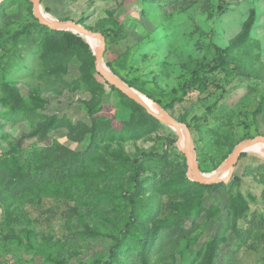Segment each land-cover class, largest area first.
I'll list each match as a JSON object with an SVG mask.
<instances>
[{"label": "rangeland", "instance_id": "obj_1", "mask_svg": "<svg viewBox=\"0 0 264 264\" xmlns=\"http://www.w3.org/2000/svg\"><path fill=\"white\" fill-rule=\"evenodd\" d=\"M40 6L42 13L51 20H74L92 27L95 32H99L97 27L105 20L116 19L122 24L126 35L113 38L105 45V64L109 62L122 78L132 82L134 86L131 87L154 109L165 110L176 120L190 124L202 172L211 175L235 144L248 139V134L264 136V109L254 114L264 96V0H40ZM251 8L256 11L251 37L258 44L253 49L259 53V61L255 64L257 74L225 78L217 72L211 76L213 81L205 91L194 88L182 100H176L195 63L212 62L216 47L227 46L241 29ZM33 21L29 0L1 1L0 77L7 66L6 78L17 86L29 106L34 102L31 97L39 96L43 102L37 108L38 114H56L74 122H88L85 106L92 95L77 80L76 59L69 61L61 75L63 82H60L41 65L40 51L33 40L38 37L36 33L31 37L21 36L16 44L12 43L13 32ZM86 41L91 46L97 42L87 38ZM218 78H221L220 86H215ZM3 96L0 81V156L41 121L38 115H13ZM173 98L172 106L164 109L162 106ZM102 102L109 106L115 102L108 87ZM161 124L148 136L116 141L111 148L120 144L129 156L143 151L161 153L166 149L171 160L179 164V167L173 163L167 167L175 173L184 163L187 171L185 157L175 146V130ZM49 136L73 150H84L88 143V137L82 142L69 140L64 128L52 130ZM33 140L35 138H25L22 145L27 146ZM170 140L174 143L166 148ZM103 144L108 142H102L100 149ZM245 153L232 172V175L236 172L241 176L240 184L218 185L202 193L190 190L191 193L157 194L151 183L153 174H158L160 169L150 167L138 197L152 208L149 217L138 222L139 229L148 232L160 224L172 222L176 217V210L171 206L173 202L200 196L201 204L182 218L181 226L189 231L186 237L160 234L147 264H201V254L213 237L221 240L214 264H264V147L257 145ZM125 185L126 182L116 183L113 190L125 189ZM237 190L247 201V207L236 212L229 207V202ZM25 200L26 197L18 198L7 207L8 211L0 205V264H53L39 251L54 249L57 244H62L59 254L68 264L105 260L113 236L126 215L125 212L116 214L117 217L109 221L94 218L80 225L72 218L74 223L68 226L62 214L67 202H56L52 198ZM28 229L33 248H28L25 239ZM133 256L132 250L127 264H141L140 259L133 261Z\"/></svg>", "mask_w": 264, "mask_h": 264}, {"label": "trees", "instance_id": "obj_2", "mask_svg": "<svg viewBox=\"0 0 264 264\" xmlns=\"http://www.w3.org/2000/svg\"><path fill=\"white\" fill-rule=\"evenodd\" d=\"M255 17L256 11L251 8L241 29L228 41L227 46L223 49L216 47L212 62L195 63L176 100H182L194 88L201 92L205 91L209 82L213 81L211 76L217 72L222 73L225 78L232 75L251 77L257 74L258 68L255 64L259 61V53L253 52V49L254 45L257 47L258 44L253 42L251 37ZM97 31L104 36L105 44L113 38H122L126 35L122 24L116 19L105 20L97 27ZM33 32L38 36L33 40L40 51L39 59L42 67L46 68L47 72L54 73L53 75L60 79V82H63L61 75L65 73L69 61L75 58L78 62L77 80L92 95L85 106L88 122L84 120L74 122L56 114L48 116L38 114L37 108L43 100L33 95L31 98L35 103L29 106L20 96L17 86L6 78L8 67L5 66L0 77L4 92L3 101L9 104V110L13 115L21 117L38 115L41 121L34 130L19 138L16 145L0 156V205L8 211L7 207L12 202L23 197H26V202L33 198L38 201L45 198H52L56 202L65 201L68 205L62 214L65 215L68 226L74 223L72 218H76L80 225L94 218L109 221L111 217L116 218V214L125 212V218L113 236L108 257L105 260L97 259L90 263L79 264H127L132 256V250L133 261L140 259L141 264H147L155 239L160 234L186 237L189 231L181 226L182 218L201 204L200 196L189 198L185 202H173L171 206L176 210V217L172 222L160 224L148 232L139 229L138 222L148 218L152 208L149 203L144 204L138 197L146 179L145 173L151 171V166L160 169L158 174H153L151 183L157 194L177 191L191 193L190 190L202 193L204 189L218 185L228 187L238 185L241 176L235 172L228 184L224 182L201 184L187 178L184 163L182 169L175 173L172 168L167 167L168 164L176 162L171 160L166 149L161 153L143 151L129 156L120 144L111 148L112 143L116 141L148 136L162 124L136 102L103 80L95 70L93 51L85 37L83 39L71 31L50 29L34 18L33 22H28L13 32L12 43L16 44L21 36L31 37ZM106 64L129 86H134L132 82L122 78L109 62ZM220 79L215 81V86H220L218 82ZM106 87L114 94L113 106L102 102ZM174 100L175 98L162 107L167 109L172 106ZM156 102L159 103L158 100ZM263 109L264 96L254 110V114ZM187 126L192 135L190 124ZM57 128H64L67 138L73 142H82L88 137L85 149L73 150L52 139L49 133ZM254 136L248 134L246 138ZM25 138H35V140L23 146L22 141ZM105 140L108 144H103L100 149L101 143ZM172 143L174 140L167 142L166 148ZM245 154L242 152L239 158ZM226 155L223 157L225 158ZM175 165L179 167V164ZM119 182H126V188L120 191L113 190L115 184ZM229 207L236 212L239 209L240 211L246 209L247 201L239 190L231 198ZM213 210L218 209L213 208ZM7 216H10L9 212ZM25 239L28 248H33L29 229L25 233ZM220 243L218 237L208 241L205 251L201 254V264H214ZM61 247L62 244H57L54 249L39 252L50 263L68 264L59 254Z\"/></svg>", "mask_w": 264, "mask_h": 264}, {"label": "water", "instance_id": "obj_3", "mask_svg": "<svg viewBox=\"0 0 264 264\" xmlns=\"http://www.w3.org/2000/svg\"><path fill=\"white\" fill-rule=\"evenodd\" d=\"M2 0H0L1 2ZM32 4V14L34 18L42 25L55 30L71 31L78 34L83 39L89 36L97 40L94 46H91L94 55V67L96 72L109 85L118 89L129 99L140 105L149 115L153 116L161 123L168 125L175 130L177 139L175 146L182 152L185 157L187 171L186 176L191 181H196L201 184H213L219 182H228L235 164L242 152L248 149L262 145L264 147V136L261 134L255 135L252 138L242 139L233 147L228 156L211 172V175L200 170L193 146V139L189 127L171 116L165 110H153L145 100L135 91L133 87L129 86L124 80L116 75L104 62L103 55L105 50V38L100 32H95L86 28L84 25L74 20H51L47 18L41 11L40 0H29ZM87 42V41H86Z\"/></svg>", "mask_w": 264, "mask_h": 264}, {"label": "bare ground", "instance_id": "obj_4", "mask_svg": "<svg viewBox=\"0 0 264 264\" xmlns=\"http://www.w3.org/2000/svg\"><path fill=\"white\" fill-rule=\"evenodd\" d=\"M87 39H90V40H95L94 38H92V37H89V36H85ZM95 41H97V40H95ZM143 98V97H142ZM144 99V98H143ZM145 100V99H144ZM145 102L153 109V110H155V111H157L158 112V110H156V109H154L146 100H145Z\"/></svg>", "mask_w": 264, "mask_h": 264}]
</instances>
